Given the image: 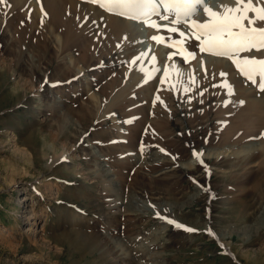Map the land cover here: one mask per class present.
Instances as JSON below:
<instances>
[{
  "label": "rangeland",
  "instance_id": "rangeland-1",
  "mask_svg": "<svg viewBox=\"0 0 264 264\" xmlns=\"http://www.w3.org/2000/svg\"><path fill=\"white\" fill-rule=\"evenodd\" d=\"M120 22L138 39L150 28L85 0L0 2V264H264L259 77H239L255 107L180 77L194 53L162 65L183 84L125 86L153 42L173 50L183 37L164 26L133 54ZM201 149L205 166L192 155Z\"/></svg>",
  "mask_w": 264,
  "mask_h": 264
},
{
  "label": "snow or ice",
  "instance_id": "snow-or-ice-1",
  "mask_svg": "<svg viewBox=\"0 0 264 264\" xmlns=\"http://www.w3.org/2000/svg\"><path fill=\"white\" fill-rule=\"evenodd\" d=\"M39 2L40 0H37V3ZM85 2L99 4L100 8L121 18H126L133 22L142 21L152 29L159 27L157 23L153 22L154 17H159L172 25L187 23L189 28L194 29L195 39L200 42L199 51L201 53L228 58L252 84H256V77H259L258 89L264 92V59L240 58L241 53L264 50V28L254 26L257 22H264V6H254L252 0H248L247 3L244 0H234L235 7L220 6L222 10H214L213 7L209 6V0H85ZM257 3L264 4V0H257ZM41 10L43 12V9ZM201 11L208 18L206 22L201 23L193 19ZM248 13H253L254 15L249 17ZM245 21H247V26L244 23ZM167 31L177 33L178 28L176 26L169 27ZM179 35L183 37L185 33L181 31ZM151 39L160 43L163 37L152 36ZM179 44H181V41H175V45ZM173 46V44L168 45V47ZM181 51L183 52L182 49ZM143 55L144 53H141L137 59H140ZM190 57H193L191 52L187 53L184 59L187 60ZM152 59L155 60V57ZM177 74L179 75V73ZM221 75L224 74L221 73ZM167 76L168 70L165 69L164 77L167 78ZM221 87L228 86L225 84L221 85ZM185 91L187 92L188 89H185ZM229 94H231V90H229ZM239 103L243 105L244 101L241 100ZM260 137H264V132L260 134ZM260 137L250 139H259ZM207 142L205 140V143ZM141 151H143V148H141ZM203 154V149L199 153L193 151L192 154L201 166H205L202 160ZM196 183L199 182L197 181ZM164 211L166 212L167 209ZM155 215L167 224L173 225L176 229H182L187 233L200 231L161 215L159 211ZM205 233L210 237L219 239L210 227L205 230Z\"/></svg>",
  "mask_w": 264,
  "mask_h": 264
},
{
  "label": "bare ground",
  "instance_id": "bare-ground-1",
  "mask_svg": "<svg viewBox=\"0 0 264 264\" xmlns=\"http://www.w3.org/2000/svg\"><path fill=\"white\" fill-rule=\"evenodd\" d=\"M244 2L247 3L248 0H244ZM252 2L254 4V6H258V7L259 6H264V4H262V3H257V0H252ZM220 6H233V7H235L236 5L234 3V0H220V1L217 2V7L214 10H222ZM248 15H249V17H252L254 14L253 13H248ZM114 19L118 20V18H114ZM170 19H172V18H170ZM193 19H195L197 22H201L202 23V22H206L208 18L201 11V13L199 15L193 17ZM160 21H162V20H159V23H157L158 26H159L157 29H150L149 28L147 30V33H146L145 36H142V37H140V35L138 36V37H140L139 39L137 38V36L136 37H132V36L128 35L126 33V30H124V26H123L124 24L122 25L121 22L120 23H116V25H114L115 26V28H114L115 32L116 31L117 32L118 31L121 32V36H122V34H124L123 36H125L124 39L126 41V44L128 45L131 53H133V54L135 53V49H134V45H135L134 43L135 42H137L138 40L140 42L144 41V40H152L151 39L152 36H161V34H163L162 33L163 31L161 29L164 26H167V27L176 26L178 28V32L182 31V32L185 33V35L183 36V39L181 41L182 43L179 44V45H176L177 48L175 47L173 50H172L171 47L165 49L161 45H156V43L153 42L154 40H152V42L154 44L152 46V48L155 51L154 54L152 56H149V57H146L147 55L144 54L145 57L142 56L140 59H138V62H139L138 68L139 69L137 70V72H139L140 76L139 77H134L135 74H132V75L128 76L126 78V80H125V83H126V84H124L125 86L130 84V83H133L135 81V79L138 78L140 81H149L152 85L154 84V85L158 86L159 89H160V92H162V91L166 92L167 91V89H166L167 86L173 85V84L182 83L181 79H183V78L180 79L181 76H183V77L184 76L197 77V79H202V78L203 79L204 78L207 79V78H209V79H211V81H213L214 84L219 86L218 87L219 89H217L219 91V93H220L219 95L217 94L219 99H221L222 101H225V102H230V103L239 102V101L243 100L244 101V105H248V102H245V98L247 97L246 90L244 89L243 91H238V89H241L240 87H242V85L244 84L245 81H243V79L241 80L239 78L240 75H242V74L240 73V71L236 67V65L232 63L231 60H229L226 57H216V56L212 57V55L209 54V53H201L199 51L200 43H198L196 45V48L194 49L195 51L193 49H191L189 43H191L190 41L193 40V38H194V29L189 28L187 26V23H182L181 25H172L168 21L164 20L165 21L164 23H160ZM108 22H109V20H108ZM156 22H157V20H156ZM113 23H114V21H113ZM244 23L247 26V21H245ZM130 24L131 23L128 20V22H127L128 28H130V26H131ZM138 24L140 25V24H144V23L141 21ZM254 26L258 27V28H263L264 27V22H257V24L254 25ZM133 30L135 32V29H133ZM105 31H107V30H105ZM115 32H113V33H115ZM193 46H194V44H193ZM181 49L183 50V52L181 51ZM177 50H178V52H177ZM189 52L194 53V55L195 54L198 55L195 58V62H196L197 59H199V63L195 64V62H194L193 67L192 68L189 67V68H191L190 71L183 70L182 74L180 75V77H178L179 75L176 76L177 74L175 75L173 73H168L167 78H165L164 77V72H163L165 70L162 69L163 68V66H162L163 63H165V62L168 63L169 62V65L170 64H172V66L173 65H177L180 60H184V56L187 53H189ZM201 54H203V55L206 54V56L210 55L211 57L210 56L202 57ZM153 57H155V60L152 59ZM245 57H247V58H256V59H264V51L263 50L262 51L253 50L251 52H245V53H241L240 54V58H245ZM199 65H200L201 68L200 67H196V66H199ZM172 66H171V68L173 70L174 66L173 67ZM135 67H136V65L133 64L132 65V69L135 68ZM197 68L201 69V71H199V69H197ZM202 72L205 73V75ZM221 73H223L224 75H221ZM245 78L246 77H244V79ZM162 80H163V82H161ZM256 80H257V78H256ZM183 81H184V79H183ZM247 82H248V80H247ZM119 83H120V80H118L117 78H114V80L111 81V86H113V87H116L118 85L121 86L122 84L120 85ZM225 84L228 87H221V85H225ZM122 90H124V89H122ZM229 90H231V94H229ZM127 91L129 92L128 89H127ZM127 91L125 90V93H127ZM252 94H253V91H252ZM116 98H117V102L120 103V101H119L120 98H123L122 91H120L119 96H117ZM230 103H229V105H231ZM117 106H118V108H117L118 110L117 111H124L123 106L121 104H119ZM249 107H255V106L253 104H250Z\"/></svg>",
  "mask_w": 264,
  "mask_h": 264
}]
</instances>
